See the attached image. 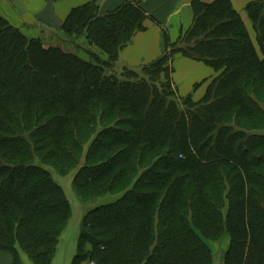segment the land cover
Wrapping results in <instances>:
<instances>
[{"label": "trees", "instance_id": "obj_1", "mask_svg": "<svg viewBox=\"0 0 264 264\" xmlns=\"http://www.w3.org/2000/svg\"><path fill=\"white\" fill-rule=\"evenodd\" d=\"M193 19L138 71H112L146 21L138 0L74 7V44L0 16V253L54 264L73 205L84 202L72 264H264V0H192ZM83 41V42H82ZM99 50L94 52L91 48ZM79 50L85 52L81 55ZM181 57L217 75L199 98L175 81ZM87 252L80 253L86 246Z\"/></svg>", "mask_w": 264, "mask_h": 264}, {"label": "crops", "instance_id": "obj_2", "mask_svg": "<svg viewBox=\"0 0 264 264\" xmlns=\"http://www.w3.org/2000/svg\"><path fill=\"white\" fill-rule=\"evenodd\" d=\"M90 1L92 0H0V16L4 15L17 26L26 23L27 26L29 25L26 28H40L43 30L42 37L45 38L48 31L61 29L67 15L74 7ZM98 1L104 12L115 9L123 0ZM138 1H141L146 10L155 16L157 23L147 20V29L138 32L133 41L120 53L119 62L136 70L156 60L162 54L163 29L168 30L171 40L174 41L183 30L189 27L193 19L192 0ZM186 20L188 24L185 23ZM176 31L178 36L174 38ZM205 66L204 63L189 58L181 57L177 60L174 77L175 81L180 84L183 93H190L196 82L213 75V71L208 70ZM206 86L207 83L202 85L196 94H204Z\"/></svg>", "mask_w": 264, "mask_h": 264}, {"label": "rangeland", "instance_id": "obj_3", "mask_svg": "<svg viewBox=\"0 0 264 264\" xmlns=\"http://www.w3.org/2000/svg\"><path fill=\"white\" fill-rule=\"evenodd\" d=\"M206 1H212V0H206ZM249 1L250 0H233L236 9H238L241 12L249 30H250L252 38L255 40L256 34H255V31L253 29V26H252L249 18L247 17L246 10H245V5ZM185 23L188 24L187 20ZM177 31L174 32V38H177V36H178ZM52 36H53V38H52ZM54 37H56V39L59 38L60 41L66 40V41L72 42L74 44H76V43L78 45L80 44L81 49H83V47H84V46L81 47V41L75 42L76 40L65 35L62 30L48 31V33L45 35L44 39L49 41V42H52ZM91 49L94 52L99 53L98 49H96L94 47H92ZM79 52L81 55L85 56V52L83 50H79ZM125 67H127L126 64H122L121 62L118 61L116 63V65L114 67H112V69H113L112 71H115L117 73H121ZM205 67H207L208 70H212L213 75H217V73L211 67H209L207 65ZM140 69L141 68H139L138 71ZM175 74H176V71H175ZM211 77H209V78H211ZM192 91H193V87H192ZM180 92L182 93V95L185 94V93H183L181 87H180ZM194 94H195V92H194ZM202 94H199V95L195 94L196 95L195 98L199 99L202 96ZM75 173H76V171L70 172L68 174H59L58 172L53 173L55 180L63 187L68 199L72 202V205H73L72 219L70 220L67 228L65 229V231L61 237L59 250H58L57 255L55 257L54 264H72V261H73L75 255L77 254V251H78L77 250L78 238H79V234H80L82 220H83L85 214L89 210L96 207L97 205L105 203V201H103L102 199H99V200L94 201V202H89V203L82 202L78 198V196L76 195L75 188H74L73 180H74ZM227 245H228V239L227 238H225L221 243H217V244L214 243L213 244V249L215 251V255L217 258L216 264H221L222 253L224 252V249L227 247ZM85 246L86 247L82 251H80L81 254H83V252L84 253L87 252V243ZM22 257H23L24 264H33L32 260L27 255L22 254ZM0 264H13L11 254L0 253ZM81 264H96V263L94 260H91V261L85 260Z\"/></svg>", "mask_w": 264, "mask_h": 264}]
</instances>
